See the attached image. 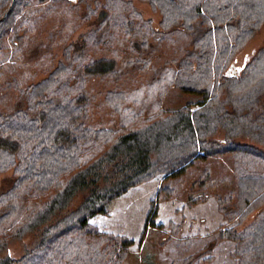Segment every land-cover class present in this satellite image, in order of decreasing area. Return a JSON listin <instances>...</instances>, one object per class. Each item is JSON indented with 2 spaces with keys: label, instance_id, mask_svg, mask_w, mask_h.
Segmentation results:
<instances>
[{
  "label": "trees",
  "instance_id": "1",
  "mask_svg": "<svg viewBox=\"0 0 264 264\" xmlns=\"http://www.w3.org/2000/svg\"><path fill=\"white\" fill-rule=\"evenodd\" d=\"M28 1L0 0V47L19 38L13 15ZM142 1L157 26L131 0L97 2L82 16L96 25L46 75L13 82L0 109V173L13 174L0 191V253L29 241L0 264H120L131 239L90 219L129 187L211 157H226L236 182L217 194L231 224L216 237L233 242L235 264H264V46L230 70L264 24V0ZM173 95L183 97L172 107ZM210 174L203 166L193 185Z\"/></svg>",
  "mask_w": 264,
  "mask_h": 264
},
{
  "label": "rangeland",
  "instance_id": "2",
  "mask_svg": "<svg viewBox=\"0 0 264 264\" xmlns=\"http://www.w3.org/2000/svg\"><path fill=\"white\" fill-rule=\"evenodd\" d=\"M104 0H31L13 15L19 38L6 34L0 47V109L14 100L15 80L37 81L60 56L61 47L78 40L81 33L96 25L99 15L82 19L89 7ZM143 17H151L157 26L160 16L148 3L131 0ZM14 26L11 24V27ZM60 30V33H56ZM264 46V24L240 49L230 70L236 72L249 56ZM183 97V96H182ZM173 95L167 103L176 106L182 98ZM187 97V96H184ZM215 137H220L216 135ZM230 161L226 157L196 160L180 176L163 181L161 175L145 179L112 199L106 214H96L90 221L100 230L125 235L131 239L120 264H235L231 255L233 242L217 239L219 228L230 225L218 209V193L235 188ZM203 166L210 168L204 189L193 185ZM12 171L0 173V191L12 181ZM165 183L174 190L164 195ZM79 199L75 196L69 207ZM154 211V224L148 223ZM145 223L147 226L145 227ZM29 236L11 241L0 256L19 257Z\"/></svg>",
  "mask_w": 264,
  "mask_h": 264
},
{
  "label": "water",
  "instance_id": "3",
  "mask_svg": "<svg viewBox=\"0 0 264 264\" xmlns=\"http://www.w3.org/2000/svg\"><path fill=\"white\" fill-rule=\"evenodd\" d=\"M5 15V14H4ZM4 15L0 18V19H2L3 17H4Z\"/></svg>",
  "mask_w": 264,
  "mask_h": 264
}]
</instances>
